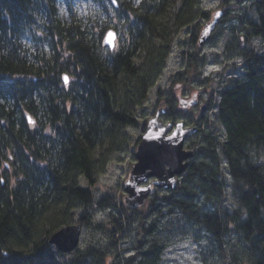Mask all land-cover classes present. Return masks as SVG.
Listing matches in <instances>:
<instances>
[{
    "label": "trees",
    "instance_id": "trees-1",
    "mask_svg": "<svg viewBox=\"0 0 264 264\" xmlns=\"http://www.w3.org/2000/svg\"><path fill=\"white\" fill-rule=\"evenodd\" d=\"M135 1L117 9L134 24L132 44L110 56L100 54L95 42V33L102 38L108 31L107 26L100 29V19L84 29L76 16L64 21L56 15L57 0H0V264H118L117 255L110 259L95 245L74 250V256L52 245L54 232L75 224L71 221L79 206L84 207L78 218L83 228L91 225L114 237L136 223L132 214L141 213L146 223L139 225L144 234L135 250L136 262L160 263L164 242L158 237L148 240L155 226L148 223V211L127 206L111 193L96 194L103 161L99 154L120 139L126 127L145 130L147 122L137 119L134 108L167 67L174 46L172 27L198 28L196 20L208 19L211 12L200 9V0ZM232 1L242 8L234 15L242 30L236 40L241 62L224 63L215 92V121L206 118L209 128L198 129L200 139L193 143L197 153L178 176V190L153 194L149 211L161 215L165 208H180L218 241L225 264H264V158L255 155L264 151V53L251 45L255 36L264 40V0L224 4ZM229 18V12L224 13L220 23ZM198 40L195 32L191 43L199 45ZM186 58L188 66L173 82L185 81L191 69L194 80L202 76L204 56L191 53ZM231 66L233 73L225 74ZM159 99L164 118L178 120L175 93ZM11 158L19 167L6 178ZM203 196L214 206H203ZM223 197L230 201L220 206ZM94 204L120 206L124 222L115 216L108 223L95 221L89 211ZM233 231L239 235L238 247L228 257L224 241ZM90 255L95 260L87 263Z\"/></svg>",
    "mask_w": 264,
    "mask_h": 264
},
{
    "label": "rangeland",
    "instance_id": "rangeland-1",
    "mask_svg": "<svg viewBox=\"0 0 264 264\" xmlns=\"http://www.w3.org/2000/svg\"><path fill=\"white\" fill-rule=\"evenodd\" d=\"M116 1L117 4L114 6L112 5L113 3L106 0L105 4L108 5L105 6L103 4L104 0H71L69 1L71 2L69 5V2L57 0L56 6L64 21H69L71 16L74 15L78 21H82V26L86 29L90 27V21L97 18V20L100 19L98 22L100 29L107 26V30H116L117 37L115 39L113 51L105 43V38L102 37V39L99 34L95 33V42L97 47H100V54L111 56L114 52L120 51L123 47L125 48L126 45L132 44L133 40L130 28L134 24L131 23L125 15H120L117 11L121 4L123 5V3H127V1L131 0ZM139 1L141 0H136L135 2L139 4ZM200 9L204 12H211V17L216 11L223 9L225 13L229 12L230 18L219 24L215 30L214 37L204 45L191 43L194 33L197 32L199 37L208 21L204 16H200V18L196 20V23L199 25L198 28L194 26L195 24H189L179 27L178 29L172 27L174 46H172L169 56H167V67L155 84L149 88L150 90L145 101L134 108L138 120L148 123L150 118L161 111L159 116L162 121L166 123L174 122L173 120L170 121L164 118L163 114L166 110L163 109V112L162 109H158V103L160 101V96L175 93L177 98V109L180 111L178 120L190 121L194 118L196 122L199 121L201 123L202 130H205L207 127L209 128L208 122H205L206 118H212L211 120L215 121L216 103L218 101V96L215 92L219 87L220 72L225 62H241V58L236 49V40L242 36V30H240L239 20L234 18V15L236 13H241L242 8L241 4L235 1L224 4V0H200ZM244 44L245 42H242L241 46L243 47ZM251 45L264 53V40L261 37L255 36V38L252 39ZM28 46L31 45L28 44ZM49 51L50 49L46 50L47 53H49ZM191 53L204 56V65L201 68L202 76L194 80L191 69L185 73L184 76L187 77L185 81L173 82V80L177 78L176 76L178 73L181 70H185L188 66L186 55ZM231 72V68H228L225 74H230ZM69 84L66 85L69 86ZM69 90L70 89H68V91ZM179 97H183L186 100H191L193 97L196 103L192 106L193 108H187V106L180 107ZM206 103L210 104V107L208 106L207 109L203 110L201 107ZM44 120H47V118H44ZM178 120L175 119V122ZM216 129L219 131V136L224 138V130L218 125ZM143 133L144 130L142 127L128 126L123 130L122 139L118 138L115 143L110 144L107 150L102 148L99 156H102L103 161L99 163V172L95 180V189L98 197L111 193L116 195L120 202H126L124 197L127 196L128 193L125 190L124 183L130 178L131 170L137 162L135 152L138 145H136L135 142ZM199 139L200 136L197 135L189 138L187 143L188 146L194 148V141ZM255 155H257L258 159H262L264 158V151L256 153ZM11 160L12 163H10L4 175L6 178L10 176L11 173H15V167H19V164L15 160L12 158ZM223 167L224 172L228 173L225 164ZM81 184L84 186L87 185L86 180L81 178ZM227 191L228 190H225L224 193H227ZM157 192H155L157 195H161L160 193H164L165 191ZM229 201V198H220L218 205L221 206V204H226ZM200 202L207 208L211 207V205L214 206L206 196H203ZM94 205L95 206L89 208V211L92 213V217L95 221L99 223H108L109 220L115 216L119 222H124L123 218L125 217V213L120 206L102 208L96 204ZM126 205L128 206V204ZM149 207L150 201H147L142 206L143 209L141 212L148 211V223H155L152 236H147L148 240H153L155 237H158V239L164 242V253L159 264H225L224 259L218 255L221 252L220 246L218 247V241H216L204 227L184 217V213L180 208L173 209V212H169L168 208H165V212L160 215L155 212H150ZM83 209L84 207L82 206L74 209L75 215L71 222L78 223V218L83 212ZM140 217L141 213L132 214L130 219L135 220L136 223L125 227L122 234L118 237H114L103 229L98 230L91 225H85L78 249L85 251L95 245L98 247V250L109 253L111 257L117 255L116 262L118 264H127L126 261L128 260H133L132 263L136 262L137 252H135V250L144 234L139 228V225L140 223H146V221L142 222ZM238 238L239 235L231 233L226 238L227 241H224V248L228 257L235 253L236 247H238L236 242ZM240 252L242 251L240 250ZM75 253L76 251L69 252L72 256H74Z\"/></svg>",
    "mask_w": 264,
    "mask_h": 264
},
{
    "label": "water",
    "instance_id": "water-1",
    "mask_svg": "<svg viewBox=\"0 0 264 264\" xmlns=\"http://www.w3.org/2000/svg\"><path fill=\"white\" fill-rule=\"evenodd\" d=\"M219 13V15H217ZM223 11L215 14L211 23H207L202 29L198 43L204 45L210 41L214 30L221 21ZM105 43L114 49L116 31L110 29L105 34ZM65 76L68 77L67 74ZM64 76V77H65ZM69 82V78L67 80ZM195 99L186 100L185 107L193 106ZM163 110V109H162ZM161 112V111H160ZM160 112L150 118L147 123V129L143 139L140 141L135 152L137 162L132 171L133 180L127 182L125 201L132 206H138L147 198L152 191V185L166 186L173 189L177 182L178 176H181L187 170L189 163L185 160L194 156V152L184 149L185 138L193 134L196 128L183 129L184 122H180L172 135H167L171 130L172 123H166L160 118ZM164 112V110H163ZM181 132L180 135H178ZM157 177V181L149 182L150 178ZM149 180V181H148ZM148 181V182H147ZM145 182V183H142ZM83 224H67L50 237V242L56 245L62 253H69L79 247L83 235Z\"/></svg>",
    "mask_w": 264,
    "mask_h": 264
},
{
    "label": "bare ground",
    "instance_id": "bare-ground-1",
    "mask_svg": "<svg viewBox=\"0 0 264 264\" xmlns=\"http://www.w3.org/2000/svg\"><path fill=\"white\" fill-rule=\"evenodd\" d=\"M117 1L115 0V4H117L116 3ZM103 4L105 5V6H107V4H105V2H103ZM222 11H223V14L225 13L224 12V10L223 9H221ZM221 10H219V11H221ZM219 11H216L214 14H213V16L211 17V14H210V17L208 18V21H207V23H211V21L214 19V17H215V14L217 13V12H219ZM56 15L57 16H59V17H61L60 16V12L59 11H56ZM211 18V19H210ZM206 23V24H207ZM205 24V25H206ZM106 34V33H105ZM105 34L103 35V37L104 38H106V36H105ZM200 36H201V34H200ZM200 36L198 37V39L200 38ZM103 39V38H102ZM231 68V74L233 73V70H234V68L231 66L230 67ZM224 70V67H223V69H222V71ZM180 98V102H179V105H180V107H185L184 105H185V101H186V99L185 98H183V97H179ZM192 99H194L193 97H192ZM191 99V100H192ZM176 101H177V98H176ZM195 105V104H194ZM210 105V104H209ZM176 107H177V105H176ZM189 107H192V106H188L187 108H189ZM178 108V107H177ZM158 109H164V107L163 106H159L158 105ZM165 110V109H164ZM179 119V118H178ZM183 122H184V125H183V129H186V128H196L195 130V132L193 133V134H191L190 136H187L186 138H185V143H184V149L185 150H187V151H192V152H194V156H191V157H189V158H187L186 160H185V162H187V163H189V165L191 164L190 162H192L194 159H195V155H196V151L194 150V148H190L189 146H188V139L189 138H192V137H194L195 135H197L198 134V132H199V128H201V130H202V127H201V123L200 122H196V121H193V122H189V121H185V120H182ZM181 120H178V121H174V122H172V127H171V130L167 133V135H172V133L174 132L173 130H175L176 128H177V126H178V124L180 123V122H182ZM146 129H147V124H146V126H145V130H144V133L140 136V138H139V140H138V143L140 144V141L143 139V135L145 134V133H147L146 132ZM178 129V128H177ZM181 134V132L178 134V135H180ZM138 144V145H139ZM135 166L136 165H134V167H133V169L131 170V173H130V178L129 179H127L126 181H125V183H124V187H125V190H126V184H127V182H129V181H132L133 180V176H132V171L134 170V168H135ZM150 180V181H149ZM148 181L149 182H152V180L153 181H157L158 180V178L157 177H152V178H150ZM147 181V182H148ZM142 183H145V182H142ZM179 187V184L176 182V184H175V187L173 188V189H171V188H168V187H166V186H164V187H162V186H158V185H156L155 183H153V185H152V191H151V194H149L148 196H147V198H145L143 201H142V203L141 204H139L138 205V207H142L143 205H144V203H146L147 201H149V199L152 197V195L155 193V192H157V191H162V192H172V193H175V191H177L178 188ZM53 245V244H52ZM53 246H55V247H57L56 245H53ZM78 249V248H77ZM76 250V249H75ZM74 251V250H73ZM69 252H72V251H69ZM65 254H69V253H65ZM109 256V258L111 259V256H110V254L108 255ZM95 260V256L94 255H90V256H88V258H87V263H91V262H93ZM128 264V263H127ZM130 264H138L137 262H134V263H130Z\"/></svg>",
    "mask_w": 264,
    "mask_h": 264
},
{
    "label": "flooded vegetation",
    "instance_id": "flooded-vegetation-1",
    "mask_svg": "<svg viewBox=\"0 0 264 264\" xmlns=\"http://www.w3.org/2000/svg\"><path fill=\"white\" fill-rule=\"evenodd\" d=\"M197 100H198V99H197ZM208 106L210 107V105L206 103V104H204V106H202L201 108L204 110V109H207ZM34 123H35V120L32 119V124H34Z\"/></svg>",
    "mask_w": 264,
    "mask_h": 264
},
{
    "label": "snow or ice",
    "instance_id": "snow-or-ice-1",
    "mask_svg": "<svg viewBox=\"0 0 264 264\" xmlns=\"http://www.w3.org/2000/svg\"><path fill=\"white\" fill-rule=\"evenodd\" d=\"M113 2H115V0H113ZM217 15H219V13H218ZM64 79H65V81L67 82V80H68V77H67V76H65V77H64Z\"/></svg>",
    "mask_w": 264,
    "mask_h": 264
}]
</instances>
